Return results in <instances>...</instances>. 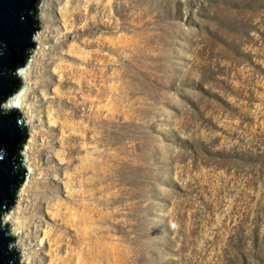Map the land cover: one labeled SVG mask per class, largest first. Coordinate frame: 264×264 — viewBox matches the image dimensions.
<instances>
[{
    "label": "rangeland",
    "instance_id": "1",
    "mask_svg": "<svg viewBox=\"0 0 264 264\" xmlns=\"http://www.w3.org/2000/svg\"><path fill=\"white\" fill-rule=\"evenodd\" d=\"M37 16L9 209L24 264H264V0Z\"/></svg>",
    "mask_w": 264,
    "mask_h": 264
},
{
    "label": "water",
    "instance_id": "2",
    "mask_svg": "<svg viewBox=\"0 0 264 264\" xmlns=\"http://www.w3.org/2000/svg\"><path fill=\"white\" fill-rule=\"evenodd\" d=\"M40 0H0V104L18 90L16 70L31 54L38 33ZM18 110L0 108V264H19L9 224L2 223L27 170L22 163L23 144L27 139Z\"/></svg>",
    "mask_w": 264,
    "mask_h": 264
},
{
    "label": "bare ground",
    "instance_id": "3",
    "mask_svg": "<svg viewBox=\"0 0 264 264\" xmlns=\"http://www.w3.org/2000/svg\"><path fill=\"white\" fill-rule=\"evenodd\" d=\"M45 0H40L39 4H38V8L41 9V7L43 6ZM39 17V16H38ZM38 33H37V36H36V39H35V42L38 40ZM30 62V61H29ZM23 67H20L18 69H22V72L20 73V75L18 76L17 75V70H16V75L19 79V81L21 80L22 82H25L26 81V77H27V73H28V70L26 69V66L28 65V63ZM28 67V66H27ZM17 92V91H16ZM21 101L23 102V99H24V96L22 95L20 97ZM20 112V111H19ZM20 115H21V118L24 120V125L25 127L27 126V123H26V117L22 115V113L20 112ZM27 128V127H26ZM30 140H28L25 145H23V149H22V163L24 165V167L26 168L27 170V174H26V179H25V183L22 185V188L21 189H18L15 193V196H14V199L16 198V201L18 202L19 198H21V194L23 193V188L26 187V184H27V180L30 179V175L32 174L31 172V166H30V163H29V155H28V144L31 142V136L29 137ZM19 205V203H17ZM13 210H9V212L6 214V215H3L2 217V223H8L9 225L13 223ZM9 229H10V234L12 235L13 239H14V247L16 248V250L19 252V256H20V260H19V264H24L25 263V253L24 251L20 248V233L15 230L13 231L12 228H10L9 226Z\"/></svg>",
    "mask_w": 264,
    "mask_h": 264
},
{
    "label": "clouds",
    "instance_id": "4",
    "mask_svg": "<svg viewBox=\"0 0 264 264\" xmlns=\"http://www.w3.org/2000/svg\"><path fill=\"white\" fill-rule=\"evenodd\" d=\"M22 72V69H17V75L19 76ZM24 94V89L21 88L19 91L14 93L12 96H9L7 100H5L2 104H0V108L4 109L6 112L11 111L13 109L20 111L23 114V104L20 97ZM18 124L23 125L24 120H18ZM0 159H3V156H0Z\"/></svg>",
    "mask_w": 264,
    "mask_h": 264
}]
</instances>
